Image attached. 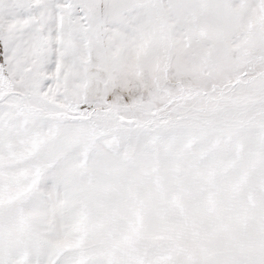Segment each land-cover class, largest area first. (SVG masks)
<instances>
[{
  "label": "snow or ice",
  "instance_id": "6c2138e0",
  "mask_svg": "<svg viewBox=\"0 0 264 264\" xmlns=\"http://www.w3.org/2000/svg\"><path fill=\"white\" fill-rule=\"evenodd\" d=\"M0 264H264V0H0Z\"/></svg>",
  "mask_w": 264,
  "mask_h": 264
}]
</instances>
